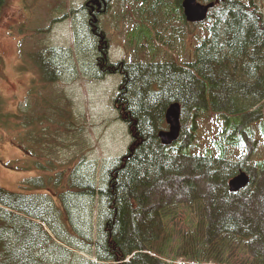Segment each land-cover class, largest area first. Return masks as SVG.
Returning a JSON list of instances; mask_svg holds the SVG:
<instances>
[{"label":"trees","instance_id":"trees-1","mask_svg":"<svg viewBox=\"0 0 264 264\" xmlns=\"http://www.w3.org/2000/svg\"><path fill=\"white\" fill-rule=\"evenodd\" d=\"M198 1L212 3L198 23L185 19L182 0H84L70 8L74 51L92 79L120 76L111 103L129 143L99 177L71 102L49 89L70 49L19 42L18 69L29 64L37 78L23 109L5 112L0 101V125L22 153L7 166L37 174L22 180L28 192L0 187V264H264V183L256 187L248 171H264V156L245 154L243 137L257 131L264 140V13L256 0ZM113 5L114 22L127 26L128 54L116 61L101 19ZM185 41L191 49L176 55ZM56 51L60 61L51 58ZM173 102L180 132L165 145L158 133ZM241 170L249 183L232 192L228 181ZM188 175L210 180L211 197Z\"/></svg>","mask_w":264,"mask_h":264},{"label":"rangeland","instance_id":"rangeland-1","mask_svg":"<svg viewBox=\"0 0 264 264\" xmlns=\"http://www.w3.org/2000/svg\"><path fill=\"white\" fill-rule=\"evenodd\" d=\"M256 1L261 5L264 13V0ZM83 2L84 0H5L0 19V54L3 58L0 70V101L3 104V111L16 113L18 108L21 106L23 109L30 99L26 98V94L30 85L33 86L32 82L30 83L32 76L37 78V73L29 64L28 70L18 69V64L21 62L18 54L20 41L24 40L25 47L31 50L70 49L69 58L64 57V69L60 73L59 82L50 84L49 89L51 92L59 93L60 97L66 96L64 103L71 102L70 107L78 117L79 123L83 125V135L90 146L87 158L96 164V177H99L101 166L106 160L125 153L129 135L125 123L117 119L116 109L111 103L120 76L112 74L102 79H92L93 71L87 66L88 61L82 59L81 52L74 51L77 47L74 38L76 24L75 20L67 15L70 8L78 7ZM116 11L117 8L113 5L112 9L110 8L101 18L102 23H105L104 29L109 41L108 58L112 61L121 60L128 54V49L124 43L122 44L123 30L127 26L122 27L114 22L113 16ZM126 19L128 20V17ZM20 25H24V32L19 30ZM39 29L43 30L38 31ZM195 31L198 32L199 27H196ZM190 49L191 46L185 41L183 45L175 47L174 51L176 55L180 54L183 57ZM58 52H53L51 58H59L60 61ZM12 136V131L0 125V187L28 192L21 188V182L37 172L15 170L7 166L6 163L22 158L21 151L12 142ZM256 136L261 137V134L257 131L255 137L243 134L245 154L259 158L264 156V140L262 138L257 140ZM256 144L263 146L253 150ZM247 166L245 165L246 168ZM252 167L248 171L251 172L252 181L255 180L258 187L264 183V171L256 173V169ZM190 176L195 189L205 197H211V181L205 179L203 175H188L187 178ZM161 191L158 189L157 193L166 196L167 192H164V189ZM252 198V206L260 204V193ZM252 213H256V210H252ZM90 258L94 259L92 256ZM180 260L181 258H178L176 262Z\"/></svg>","mask_w":264,"mask_h":264},{"label":"water","instance_id":"water-1","mask_svg":"<svg viewBox=\"0 0 264 264\" xmlns=\"http://www.w3.org/2000/svg\"><path fill=\"white\" fill-rule=\"evenodd\" d=\"M183 15L188 22H200L206 18L208 9L212 3H200L197 0H182ZM179 104L171 103L165 111V121L168 126L167 130L159 131L158 136L163 144L168 145L176 141L180 132L179 123ZM249 180L244 171H240L233 176L229 182V190L236 191L244 187Z\"/></svg>","mask_w":264,"mask_h":264},{"label":"flooded vegetation","instance_id":"flooded-vegetation-1","mask_svg":"<svg viewBox=\"0 0 264 264\" xmlns=\"http://www.w3.org/2000/svg\"><path fill=\"white\" fill-rule=\"evenodd\" d=\"M256 171H257V170H256ZM256 171H255V172H256ZM260 172H262V171H260ZM249 173H251V172L249 171ZM249 173H248V175H249ZM249 179H250V175H249Z\"/></svg>","mask_w":264,"mask_h":264}]
</instances>
